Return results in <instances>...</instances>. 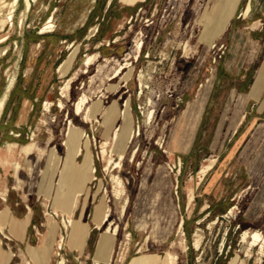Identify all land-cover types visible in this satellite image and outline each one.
Instances as JSON below:
<instances>
[{"label":"rangeland","instance_id":"rangeland-1","mask_svg":"<svg viewBox=\"0 0 264 264\" xmlns=\"http://www.w3.org/2000/svg\"><path fill=\"white\" fill-rule=\"evenodd\" d=\"M12 1L0 0V99L8 84L7 71L20 75L5 100L0 135L10 139L6 136L13 123V115L8 116L12 95L25 90L33 98L32 127L18 140L22 145L34 142L36 149L19 156L17 179L9 177V183L31 207L51 209L47 183L52 182V192L60 189L58 182L66 177L62 168L73 152L70 140L88 138L95 178L79 202H86L90 219L103 200L111 207L112 226L118 225L112 256L101 262L89 253L107 223L91 233L86 255H79L67 245L71 222L63 223L66 228L64 213L49 212L58 232L57 259L64 258L65 264H130L147 253L159 259L171 253L175 264H230L233 259L235 264H264L261 244L251 246L250 238L243 239L246 230L264 235V111L258 113L264 105V86L257 101L242 93L256 80L264 52L242 69L244 79L224 66L240 24V0H147L121 23L115 36L85 41L80 19L92 0H30L27 11L25 0L14 7ZM103 26L107 28L106 20L100 30ZM90 55L93 60L87 66L84 61ZM31 63L32 83L20 90L19 84H27L26 79L21 82V73ZM48 64L53 70L48 71ZM123 64L126 67L117 74ZM46 69L49 85L42 83ZM196 93L210 97V102H194ZM84 94L87 102L77 114L76 103ZM238 98H244L248 109L239 127ZM126 107L131 117L123 130L128 133L132 127L136 134L121 165L114 167L108 160L111 155L113 162L119 160V155L112 151L111 135L122 127L120 112ZM90 108L97 110L88 120ZM36 127L37 135L32 136ZM85 152L76 160L82 161ZM211 157L216 160L208 172L220 176L210 184L207 172L199 182V171ZM5 171L8 174V168ZM254 172L260 173L259 185L252 182ZM114 175L125 184L120 197L114 193ZM190 189L195 196L191 203Z\"/></svg>","mask_w":264,"mask_h":264},{"label":"crops","instance_id":"crops-1","mask_svg":"<svg viewBox=\"0 0 264 264\" xmlns=\"http://www.w3.org/2000/svg\"><path fill=\"white\" fill-rule=\"evenodd\" d=\"M145 1L147 0H138L135 3H128L123 0H92V6L86 10L80 19L83 40L92 39L97 35L98 38H103L105 35L108 38L115 36L119 31L118 27L121 26V23L139 10L140 6H142V3ZM25 3L27 11L29 7L27 5V0H25ZM241 4L243 5L242 13L236 16L237 19H240V24L237 26L236 36L232 40L231 49L224 61V66L226 69L236 72L235 74H237V76L240 75L241 78L244 79L245 74L242 72V69H248L251 61L256 58V55L259 52H264V0H240L239 5ZM105 20L108 26L107 28L103 26L102 30H100V26ZM105 29L108 30L106 33ZM67 36L68 35H64V37ZM22 56L15 65L16 70L21 66ZM47 69L48 71H51V69L53 70V65L49 66L48 64ZM47 69L43 76V85H49L52 81L50 76L49 78L46 76ZM258 69L256 80L253 81L249 90L242 91L244 95L245 92H248L249 99L252 101H257L262 97V89L264 86V53ZM9 71L10 69L7 71V82L9 84L11 78L14 79V82L7 93L6 100L10 97L11 91L15 86L16 77L20 75L17 71L10 75ZM33 71L35 70L31 63L27 70L21 73V82L23 79H26L27 84H19L20 90L22 86L24 89L26 88L25 85L30 86L32 83L31 79H33L34 76ZM47 79L49 80L47 81ZM16 92L17 91L12 95L14 99L13 105L8 113L9 117L13 115V123L10 125L11 128H7L9 134L6 136V139L9 137L10 139L5 140V138L0 135V264H58L59 260L56 256V254H58L56 251L58 239L55 237L58 232L57 229L53 230L55 229L56 222H53V216L49 214V212L55 211L64 214L70 211L73 216H76L74 219L78 222L77 231L72 236L71 230L67 245L71 253L76 252L79 255H86V250L90 242V235L95 229H98L97 224L100 221L101 214L97 216L94 207L91 215L92 217L86 219V202L83 201L81 203L78 199L77 203H74L75 193L83 177V172L79 170L78 164L81 163L83 159L82 161H77V155L74 158L77 165L74 162L72 163L70 158L68 161L66 160L62 168V173L66 175L63 181L66 186L64 193L61 189L58 190L57 188L52 192V182L47 183L48 188H50V193H46V196L48 199H51V209H45L41 206L36 208L35 205L31 207L25 202L23 194H21L19 190H16V186L10 185L9 183V177L14 180L17 179L16 174H18L20 168H16V163L20 162L19 156L25 154L23 150H21L24 145L19 142L18 137L22 132L30 134L29 131L32 127L30 123H32V113L34 110L32 95H27L29 92L21 90L20 94L15 96L14 94ZM18 95H20V98ZM36 99L35 97L34 100ZM238 100L242 101L241 105L240 102H238V106H240L242 110L240 115L241 117H245L248 114V109L243 107L245 100L244 98H238ZM194 101H199L200 105H207L210 102V97L196 93ZM19 105L21 106L19 107ZM262 111H264V105L259 109L258 113L263 114ZM243 121L244 118H240L237 127H239ZM33 132L37 135V127ZM234 132H237V129H235ZM256 161L257 159L253 160L254 166ZM53 162L54 161H51L50 163L52 167L54 164ZM5 168H8V174H6ZM76 172L77 176L75 179ZM219 176V174L208 172L206 180L210 178V184H212ZM75 180L76 182L74 183ZM260 180V173L254 172L252 175V182L259 185ZM47 182H49L48 179ZM14 190L16 192H14ZM11 193H14L13 196L15 197L11 198ZM103 235L104 232L100 233V237L97 239L92 253L89 254L90 256L93 255V258L101 262H107L112 256L111 243L113 240H111L110 243L108 242L104 249L99 252L98 248Z\"/></svg>","mask_w":264,"mask_h":264},{"label":"bare ground","instance_id":"bare-ground-1","mask_svg":"<svg viewBox=\"0 0 264 264\" xmlns=\"http://www.w3.org/2000/svg\"><path fill=\"white\" fill-rule=\"evenodd\" d=\"M19 0H13L11 2V6L14 7L15 5H17ZM5 1H3L4 3ZM134 3V2H133ZM30 4V0H27V5L29 6ZM7 4L4 3V6H6ZM15 11V9H12L9 13V19L12 20L13 19V12ZM3 22H5L3 20ZM48 26H45L43 28L46 29ZM42 32V31H41ZM4 39V38H1V40ZM5 40V39H4ZM17 47V46H16ZM141 47H142V42H139L138 43V50H141ZM76 48V47H75ZM37 51V50H36ZM36 53V52H35ZM75 53V52H74ZM21 54V53H20ZM69 56V55H68ZM74 56V54H73ZM73 56L69 59V62L72 61L73 59ZM106 57V56H105ZM113 58V57H112ZM93 60V55H90L87 57V59H85L84 61V64L85 65H90L91 62ZM64 63V62H63ZM61 69L63 70L64 67H63V64ZM126 65H122L118 70H117V74L121 73V70L123 68H125ZM116 74V75H117ZM128 75V73H127ZM212 78V77H211ZM13 82H14V79L11 78L9 80V84L6 88V91H5V94L1 97L0 99V116H1V113H2V110L4 109V104H5V100H6V96H7V93L8 91L10 90V88L12 87L13 85ZM264 83V81H263ZM6 84V83H5ZM262 85V84H261ZM209 87V86H208ZM261 90V89H260ZM3 92V91H2ZM62 94V93H61ZM87 96L84 94L82 97H80V99L78 100V102L76 103V107H75V112L77 114H80L83 110V106L85 105V103L87 102ZM203 100V99H201ZM195 102V101H194ZM62 104V103H61ZM116 106V105H115ZM114 106V107H115ZM196 106V105H195ZM61 107V105H60ZM16 110V109H15ZM97 110V108H95L94 110L93 109H88L87 110V113L85 115V118L90 120L92 118V115H94V111ZM114 110V109H113ZM190 110V109H189ZM111 111V109H110ZM105 112V111H104ZM121 117L123 119V124H122V127H119V128H115L113 131H112V135H111V138H112V151L116 150L118 152V155H119V160H115L113 162V156L111 155L109 160H108V164H111L113 163L114 164V167H118L121 165V161L122 159L124 158V153L126 151V147H127V144L128 142L130 141V139L132 138L133 135L136 134V131L133 130V128L131 127L129 129V132L127 133V130H123V125L125 126V123L129 122L130 121V117H131V114L129 112V108H125L124 110H122L121 112ZM152 114V113H151ZM201 114V113H200ZM187 116V115H186ZM244 116L241 117V119H243ZM178 120V119H177ZM92 122V121H91ZM179 122V120H178ZM198 123V122H197ZM38 124V123H37ZM188 124V123H187ZM195 124V123H194ZM127 127V126H126ZM194 127V126H193ZM71 126H70V130L69 132L71 131ZM178 128V127H177ZM177 130V129H176ZM192 131V130H191ZM189 132V131H188ZM174 133V132H173ZM188 134V133H187ZM35 133L33 132L32 136H34ZM181 135V134H180ZM67 136V135H65ZM85 136V135H84ZM171 137V136H170ZM190 137V136H189ZM87 138V137H86ZM188 138V137H187ZM109 139V138H108ZM189 139V138H188ZM188 142V141H187ZM108 141H105L104 144H107ZM69 145L70 147H72V155L70 156V159H71V162L75 163L77 165V162L74 160V158L77 156V155H80L81 152L83 151V149L86 150L85 154H84V158H83V161L81 163L78 164L79 166V170H81L83 172V177H82V180H81V183H80V186L79 188L77 189L76 193H75V202L74 203H77L79 197L81 195H83V193L86 191V185L87 183L94 179L95 176L93 174L94 172V167L92 166V163H93V160L92 157H91V153L89 151V145H90V141L89 139H85L84 142H75L73 140H70L69 142ZM173 147V146H171ZM36 149V145L34 142H31V143H28L26 145L23 146L22 150L25 154H30L32 152H34V150ZM101 152V151H100ZM106 150L103 149V154H105ZM94 158V157H93ZM215 160L216 158L215 157H211L209 162L206 163L205 165L202 166V168L200 169L199 171V182L203 179V177L207 174V172L214 166L215 164ZM21 166V163L20 162H17L16 163V168L18 169L19 167ZM121 169V168H120ZM31 170V169H30ZM76 176H77V172L75 173V179H76ZM81 176V174H80ZM113 179L115 181V186H114V193L117 197H120L123 192H124V185L122 183V180L120 179V176H116L114 175L113 176ZM76 182V180L74 181V183ZM58 183H60V189L61 191L64 193L65 192V189L63 188V186L65 185L64 183H61V181H59ZM128 191V190H127ZM194 192L192 189H190V193H189V203H191L194 199ZM168 204V203H167ZM172 204V203H171ZM172 206V205H171ZM170 206V207H171ZM125 206H123V210H124ZM170 209V208H169ZM171 210V209H170ZM95 211H96V214L97 216L101 214V218H100V221L98 222L97 224V227L100 228L102 226V224L104 223H107V226L105 228V234L103 236V238L101 239L100 241V246H99V252L100 250L102 251L105 247V245L109 242H111V240H113V236L114 234H116L117 230H118V225L116 224L115 226H112V221H110V211H111V207L106 204L103 200H101L99 203H97L95 205ZM232 211V209H231ZM167 213V212H166ZM52 215V214H51ZM167 215V214H166ZM65 216L68 217L69 221L71 222V230H72V236L76 233L77 231V227H78V222L73 218V214L72 212L70 211H67V213L65 214ZM164 216V215H163ZM168 216V215H167ZM112 219V218H111ZM140 219V218H139ZM53 222L55 223V220H53ZM167 223V222H166ZM67 226V225H66ZM164 226V225H163ZM184 228V227H183ZM163 231V230H162ZM194 232V231H193ZM185 233V232H184ZM117 235V234H116ZM177 235V234H176ZM161 236V235H160ZM185 236V234H184ZM176 237V236H175ZM154 238V237H153ZM247 238H250V245L251 246H255V245H259L261 244V248H262V251H263V248H264V235H262L259 231H248L246 230L244 232V235H243V239L244 240H247ZM2 243V242H1ZM31 247V246H30ZM60 247H61V244H60ZM12 253V252H11ZM98 258V257H96ZM158 260H161V264H175V257L169 253L167 255V257L165 259H159L158 256H152V255H149L147 253V255H141V256H137V257H134L130 264H157ZM239 260V259H238ZM99 261V260H98ZM235 261L236 259H233L232 262H230V264H235ZM58 264H65V259L62 258L59 260ZM110 264V263H109Z\"/></svg>","mask_w":264,"mask_h":264},{"label":"built area","instance_id":"built-area-1","mask_svg":"<svg viewBox=\"0 0 264 264\" xmlns=\"http://www.w3.org/2000/svg\"><path fill=\"white\" fill-rule=\"evenodd\" d=\"M54 215H56L57 216V214L56 213H54ZM64 222H68V223H70V221H69V219H68V217L67 216H62V225L64 226V227H66L67 228V224H63Z\"/></svg>","mask_w":264,"mask_h":264}]
</instances>
